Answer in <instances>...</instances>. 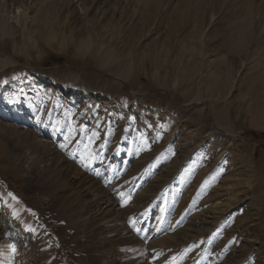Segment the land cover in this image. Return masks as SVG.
I'll list each match as a JSON object with an SVG mask.
<instances>
[{"label": "rangeland", "instance_id": "374dc122", "mask_svg": "<svg viewBox=\"0 0 264 264\" xmlns=\"http://www.w3.org/2000/svg\"><path fill=\"white\" fill-rule=\"evenodd\" d=\"M0 264H264V0H0Z\"/></svg>", "mask_w": 264, "mask_h": 264}, {"label": "trees", "instance_id": "16d2710c", "mask_svg": "<svg viewBox=\"0 0 264 264\" xmlns=\"http://www.w3.org/2000/svg\"><path fill=\"white\" fill-rule=\"evenodd\" d=\"M250 133H251L250 136H251V137L253 136V139H254V138H255V139H258L259 137L262 136V134L258 137L257 134H255V133H253V132H250Z\"/></svg>", "mask_w": 264, "mask_h": 264}, {"label": "bare ground", "instance_id": "6f19581e", "mask_svg": "<svg viewBox=\"0 0 264 264\" xmlns=\"http://www.w3.org/2000/svg\"><path fill=\"white\" fill-rule=\"evenodd\" d=\"M87 179V178H86ZM83 180H85V177H83ZM85 181H87V180H85ZM83 183V182H82ZM89 185H91V184H89ZM92 185L93 186H95L96 188H97V186H96V184L95 183H92ZM90 188V187H89ZM97 189H99V188H97ZM96 190V189H95ZM96 192V191H95ZM91 193H93L92 191H91ZM105 194V193H104ZM105 197V196H104ZM99 199V198H98ZM107 200V199H106ZM107 204V203H106ZM11 219V218H10Z\"/></svg>", "mask_w": 264, "mask_h": 264}, {"label": "snow or ice", "instance_id": "6c2138e0", "mask_svg": "<svg viewBox=\"0 0 264 264\" xmlns=\"http://www.w3.org/2000/svg\"><path fill=\"white\" fill-rule=\"evenodd\" d=\"M13 251H15L14 247H13Z\"/></svg>", "mask_w": 264, "mask_h": 264}]
</instances>
